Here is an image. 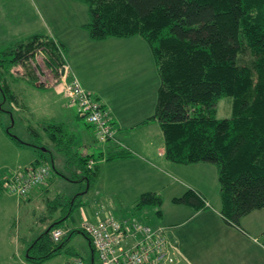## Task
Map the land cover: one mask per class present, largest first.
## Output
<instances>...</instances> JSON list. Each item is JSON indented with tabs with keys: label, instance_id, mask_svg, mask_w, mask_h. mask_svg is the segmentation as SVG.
<instances>
[{
	"label": "trees",
	"instance_id": "trees-1",
	"mask_svg": "<svg viewBox=\"0 0 264 264\" xmlns=\"http://www.w3.org/2000/svg\"><path fill=\"white\" fill-rule=\"evenodd\" d=\"M75 1L87 8L89 18L82 28L90 40L139 36L148 44L159 85L154 113L147 120L160 125L166 145L165 157L180 165L206 162L216 166L220 215L227 224L241 228L244 216L264 207V0ZM62 50L65 57V47L42 33L28 35L0 49V104L17 103V96L6 81L9 70L19 65L22 76L29 82L48 88L49 85L38 82L35 54L42 51L46 66L56 71L65 62L60 56ZM224 97L233 98L232 116L218 119L215 105ZM42 124L41 131L52 149L34 143L27 145L38 149L39 154L33 165L25 169L46 166L48 184L56 162L54 156L59 155L65 161V168H72V181L85 179L91 185L96 171L88 170L86 165L92 155L77 152L73 131L61 123ZM87 124L93 127L95 137L94 126ZM110 124L113 125L111 120ZM114 130L113 125L112 138L100 144L111 142L115 138ZM31 132L39 136L33 127ZM8 134L13 144L24 147L22 140ZM114 143L108 160L129 156V152ZM9 177L11 174L0 179V191L9 192ZM34 189L10 196L23 199ZM75 195L64 197L63 202L59 196L48 198L49 212L41 218V223L51 218L58 208L62 214L31 241L25 253L26 262L38 264L62 252L71 254L66 243L74 233L83 235L90 243L80 227L70 228L57 244L49 239L50 229L63 227L80 208L77 198L81 194ZM172 202L194 208L203 205L191 190L173 198ZM162 203L159 193L148 191L134 202V213L144 215L149 224L151 221L145 211L152 210L159 220ZM73 255L71 260L85 261L77 253Z\"/></svg>",
	"mask_w": 264,
	"mask_h": 264
},
{
	"label": "crops",
	"instance_id": "crops-1",
	"mask_svg": "<svg viewBox=\"0 0 264 264\" xmlns=\"http://www.w3.org/2000/svg\"><path fill=\"white\" fill-rule=\"evenodd\" d=\"M66 1L72 12V17L69 19L71 27L83 29L82 27L86 24L85 20L83 21V11L86 6L75 0ZM21 11L22 3L20 0H0V49L28 36L23 37L20 33L16 34L20 36L6 34V30L10 28L9 23L12 22L15 16L21 15ZM52 22L56 29V33L53 32L52 37L58 44L65 47V58L69 70L79 78L85 90L91 91L97 100L101 102L115 129L113 135L115 138L111 142L98 143L94 137L93 127L87 124L82 116L78 115L77 106L70 104L63 96L61 86L41 87L42 89H51L50 102L53 104V108L49 105L43 107L44 110L51 111L48 120L52 122L45 123L64 124L73 131L78 148L81 147L86 151L89 148L93 150L90 153L92 157L89 162L90 160H94V162L90 168L87 167L88 164L86 165L88 170L96 171L93 180H91V185L85 179L79 183L75 182L79 178L75 181L70 180L71 183H78L79 186L85 183L86 188L79 192L81 197L77 198L78 202H81L80 208L75 210L70 219L62 226L78 228L81 222L85 220L93 222L104 217V215L118 218L132 216L134 218L133 214H136L134 213V202L141 194L153 191L159 193L162 197V215L154 223L149 214L152 210H146L144 214L149 217L151 222L147 224L142 221V223L149 226L155 224L165 226L168 230V236L175 242L181 257L187 263L264 264V207L244 216L241 219V228L227 224L219 211L221 200L219 197L217 167L206 162L180 165L165 157L166 145L160 125L154 120H147L154 113L159 77L150 49L148 51L142 39H139V36H132L128 39L108 38L102 41H92L87 32V37L82 38L80 36L77 38L76 34L72 33L69 28H65L60 20L58 22L57 17ZM14 23L19 26L23 25L19 20ZM11 34L13 35V32ZM87 38H89V41H87ZM124 40H128L130 44H136V46L127 49L124 47L125 44H121ZM96 42L104 44L105 47L108 45L106 53H111L119 59L121 58L120 50H126L125 53H122L123 61H126V63L114 66V71L99 72L98 84L86 80L84 74L86 60L79 53L80 48L84 47L83 44H86L85 52H87L91 50L89 45L94 46ZM138 45L141 47V53L136 56L134 51L139 50ZM123 48L125 49L123 50ZM16 69L21 72L19 65L12 69L16 81L12 80L10 87H12L13 93L21 99L19 92L24 93L26 91L25 86L28 83L25 82H29V80L22 76L24 80L22 84L19 78L22 72L19 74L15 71ZM90 76L92 77V75ZM32 84H28V86L31 85L41 89L36 83ZM20 105L23 106L25 112L31 113V107L21 102ZM78 119L82 120V126L77 122ZM62 120L66 121L63 122ZM114 142L118 143L126 152H129V156L108 160L107 156L114 147ZM30 148H34L37 153L34 152L31 158L24 160L22 163L18 162L17 167L15 166L16 171L33 165V161L38 157V149L35 147ZM83 155L90 156L87 153ZM57 157L54 156L56 162L52 167L54 172L52 173V179H54L56 170L65 166V161L59 159L62 161L59 167ZM49 185L51 184L49 183ZM48 188H46L47 191H49ZM46 190L36 191L34 189L28 197L37 200L36 203L39 200L43 202L42 198ZM189 190L198 195L203 202L202 206L194 208L187 204L172 202L173 198L180 197ZM91 191L97 194V198L94 199V206L90 209L87 208V201L82 202L81 198L86 195L88 197ZM53 196L57 198L59 195L54 194ZM71 196L76 195H69V197ZM64 197L67 196L61 195L59 200L63 202ZM48 198L51 197H47L46 202H43L46 207L43 214L46 213V215L49 212L47 207ZM61 214L62 212L58 208L50 219L47 217L46 222L51 223ZM74 214L79 218L75 219ZM142 218L148 222L144 215H142ZM135 219L137 218L135 217ZM138 220L140 219L138 218ZM74 236L72 234L67 240L66 247L69 248L71 256L65 259L63 264H69L68 262L74 257L73 252L77 253L74 248ZM83 238L89 252L77 254L84 258L87 263L95 264L96 254L88 240L84 236Z\"/></svg>",
	"mask_w": 264,
	"mask_h": 264
},
{
	"label": "rangeland",
	"instance_id": "rangeland-1",
	"mask_svg": "<svg viewBox=\"0 0 264 264\" xmlns=\"http://www.w3.org/2000/svg\"><path fill=\"white\" fill-rule=\"evenodd\" d=\"M20 1L22 3V11L20 12L22 16L18 14L13 18L11 23L8 22L10 24V28L6 30V34L9 33L10 36H14L20 33L21 36L25 37L31 34L42 33L48 36H52L53 32L56 33L55 25H53L52 21L55 17H57L58 22L60 20L61 24H63L65 28H69L72 33L74 32L76 34L77 38L80 36H82V38L87 37L86 30L83 31V29L71 27L69 19L72 17V12L71 9L68 8V2L66 0ZM83 12V21L85 20V22H87L88 12L86 11V7L84 8ZM16 20L21 21L23 27L15 24L14 22H16ZM11 32H13V35L11 34ZM61 38H63V36H61ZM87 41H89V38H87ZM142 42L147 46L149 51L148 44L145 43L143 39ZM121 44H125L126 46L124 47H126L127 49L128 47L136 46V44L128 43V40L122 41ZM85 45L86 44H83L84 47L80 48L79 53L86 60V68L84 70V74L86 80H90V82L92 81L93 83L98 84V76L100 73H102L103 71H114V66H120L126 63V61H123L124 58L122 56V53L126 52V50H124L125 48H123L124 51L120 50L121 58L119 59V57L113 56L111 55V53H106V50L109 47L108 45L105 47L104 44L96 42L94 46L89 45L91 47V50L87 52H85ZM140 46L139 50L134 51L136 56H139V54L141 53ZM60 56L61 58H63V50L60 51ZM12 69L9 70L10 74L7 75L6 80L10 86V82H12V80L16 81V76L14 75ZM15 71L19 74L21 73L19 72V69H16ZM90 75H92V77ZM19 76L20 82H22L23 84V77L22 75ZM77 78L78 77H76V79ZM77 80L79 81V78ZM25 83L32 84L33 82ZM28 84H26L25 86L26 91L24 93L22 91L19 92L20 98L22 100L17 97V103H7L5 101L0 104V179H3L8 174L10 175L11 173L15 172L17 169L16 165L19 164L18 162L22 163L24 160L31 158L32 154L36 152L34 148H30L27 145L30 146L32 143H34L35 145H44L46 148L52 149L51 143L46 138L44 132L41 131V125H43V122H52L48 120L50 119L51 111L43 109V107L47 105L53 108V104L50 102L51 89H38L31 85L28 86ZM11 88L12 87H10V89ZM20 102L24 103L28 107H31V113H27V111L25 112L23 106L20 105ZM232 103V97H224L222 99H219L215 105L216 118L225 119L231 117ZM62 121L65 122L66 120ZM77 122L81 124V126L83 125L81 119H78ZM32 127L35 128L38 132V137H35V135H33V133L31 132ZM8 132L13 134L18 140H22L25 144L24 147L21 146V148H19L15 144H13V141L11 142V140L8 139ZM75 149L81 154L87 153L89 155L93 151L90 148L86 151L81 147L78 148V146H76ZM56 157L58 161L57 163L60 167L62 163V157L59 155H56ZM46 162L48 164H51L49 160H47ZM58 169L59 170L57 171H59L60 174L55 172L54 179H52L53 174H51L48 180V185L39 186L35 188L36 191H44L46 190V188L49 187V191L46 190V193H44V197L42 198L45 202L47 200V197L49 196L51 197V199H53L54 194L59 195V197L61 195L69 197V195L79 193L80 191H83L86 188L85 183L79 186L78 183L70 182V177L72 176L71 167L65 168L64 166ZM52 173L54 172L52 171ZM49 183L51 185H49ZM7 193H9V195ZM12 194V192L10 193L6 191H0V264H32L30 262H26L25 258L27 254L25 253L31 241L34 240L41 232H44L46 229L48 222L41 223L42 221H40L42 217L47 216L46 213L43 214L46 211L45 203H43L44 201L41 202L40 200L38 201V203H36L37 200L32 198L30 199L28 195L23 197V199L18 200L16 197L10 196ZM80 197H78V199ZM95 198H97V194L91 191L90 195L88 197L87 195L85 197L83 196V198H81V201H87V208L91 209L92 206H94ZM149 214L151 217H153L154 223H156L157 217L155 214H153V211H151ZM133 215L134 218H137V220L139 218L141 222H146L143 220L142 215ZM73 217L75 219L79 218L76 214H74ZM48 224H50V222ZM152 226L161 225L155 224ZM68 229L70 230V228ZM74 235L75 251L79 254L88 253L89 251L83 236L79 235L78 233H74ZM69 256H71V254H66L65 252H62V255L51 258L48 261H44L38 264H63L64 260L67 259ZM95 264H100L97 258H95Z\"/></svg>",
	"mask_w": 264,
	"mask_h": 264
},
{
	"label": "built area",
	"instance_id": "built-area-1",
	"mask_svg": "<svg viewBox=\"0 0 264 264\" xmlns=\"http://www.w3.org/2000/svg\"><path fill=\"white\" fill-rule=\"evenodd\" d=\"M63 58V65L53 71L46 66L42 51H38L34 57L38 82L61 86L63 96L70 104L77 106L78 115L94 126L99 143L112 138L113 125L101 102L97 101L91 91L85 90L69 70L66 58ZM93 162L90 160L87 167L90 168ZM48 172L46 166L15 171L9 177L8 191L23 195L35 187L46 186ZM79 227L85 231L100 264H189L181 257L178 247L163 225L149 226L133 217L104 215L93 222L85 220ZM68 232L67 228L55 227L50 229L49 239L57 244ZM69 264L87 263L81 258H74Z\"/></svg>",
	"mask_w": 264,
	"mask_h": 264
}]
</instances>
